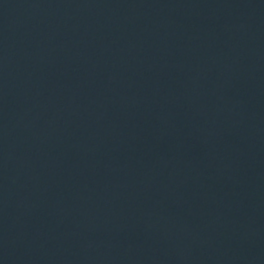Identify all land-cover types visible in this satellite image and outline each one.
Masks as SVG:
<instances>
[{
	"label": "water",
	"instance_id": "water-1",
	"mask_svg": "<svg viewBox=\"0 0 264 264\" xmlns=\"http://www.w3.org/2000/svg\"><path fill=\"white\" fill-rule=\"evenodd\" d=\"M0 264H264V0H0Z\"/></svg>",
	"mask_w": 264,
	"mask_h": 264
}]
</instances>
